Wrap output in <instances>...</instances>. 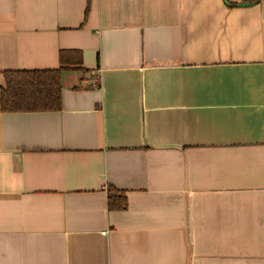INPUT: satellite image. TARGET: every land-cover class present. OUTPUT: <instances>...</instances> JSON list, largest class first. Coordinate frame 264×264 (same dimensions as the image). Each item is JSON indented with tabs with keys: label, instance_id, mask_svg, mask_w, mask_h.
I'll return each mask as SVG.
<instances>
[{
	"label": "crops",
	"instance_id": "crops-1",
	"mask_svg": "<svg viewBox=\"0 0 264 264\" xmlns=\"http://www.w3.org/2000/svg\"><path fill=\"white\" fill-rule=\"evenodd\" d=\"M75 50L0 110V264H264V0H0V89Z\"/></svg>",
	"mask_w": 264,
	"mask_h": 264
},
{
	"label": "trees",
	"instance_id": "trees-1",
	"mask_svg": "<svg viewBox=\"0 0 264 264\" xmlns=\"http://www.w3.org/2000/svg\"><path fill=\"white\" fill-rule=\"evenodd\" d=\"M76 69H82V53L79 50L60 51L57 69L5 72L4 85L0 89V110L5 113L60 111L62 72ZM107 195L108 210H126L124 194L111 186Z\"/></svg>",
	"mask_w": 264,
	"mask_h": 264
},
{
	"label": "built area",
	"instance_id": "built-area-1",
	"mask_svg": "<svg viewBox=\"0 0 264 264\" xmlns=\"http://www.w3.org/2000/svg\"><path fill=\"white\" fill-rule=\"evenodd\" d=\"M91 86H93V87H98V85L95 83V82H92V85Z\"/></svg>",
	"mask_w": 264,
	"mask_h": 264
}]
</instances>
